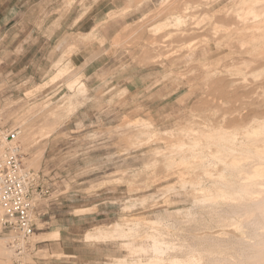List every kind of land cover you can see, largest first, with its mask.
<instances>
[{
    "label": "rangeland",
    "instance_id": "374dc122",
    "mask_svg": "<svg viewBox=\"0 0 264 264\" xmlns=\"http://www.w3.org/2000/svg\"><path fill=\"white\" fill-rule=\"evenodd\" d=\"M253 5L0 0V130L41 189L0 264H264V190L243 187L264 166Z\"/></svg>",
    "mask_w": 264,
    "mask_h": 264
},
{
    "label": "built area",
    "instance_id": "2783aa9c",
    "mask_svg": "<svg viewBox=\"0 0 264 264\" xmlns=\"http://www.w3.org/2000/svg\"><path fill=\"white\" fill-rule=\"evenodd\" d=\"M19 135L17 129L0 130V228L11 248L27 244L35 234L41 195L39 174L22 164Z\"/></svg>",
    "mask_w": 264,
    "mask_h": 264
},
{
    "label": "bare ground",
    "instance_id": "6f19581e",
    "mask_svg": "<svg viewBox=\"0 0 264 264\" xmlns=\"http://www.w3.org/2000/svg\"><path fill=\"white\" fill-rule=\"evenodd\" d=\"M253 1H256V3L258 4L259 3V6L257 5V6H255V5H253V6H251V7H249V6H247L248 7V9H246L245 7V11H247V14L248 15H251L250 17H251V19H252V22H254L255 24L257 23V24H262V25H264V0H253ZM254 4H255V2H253ZM250 5V4H249ZM244 12V11H243ZM244 14V13H243ZM247 15V16H248ZM239 16H242V14H239ZM244 16V15H243ZM249 17V18H250ZM240 18V17H239ZM242 18V17H241ZM249 18H246V19H249ZM243 20V19H242ZM181 22V21H180ZM254 25V24H253ZM258 28H261V26L260 27H258ZM258 28H254V29H258ZM264 29V28H263ZM264 37V36H263ZM253 39V38H252ZM256 40V39H255ZM257 41H259V40H257ZM253 42V41H252ZM261 42V41H260ZM260 127H256L255 128V130H254V128L252 129V130H254V131H252V133L250 134V133H247V132H245V134L247 133L248 135L250 134V136H257V135H259V134H264V123H261L260 125H259ZM249 132V131H248ZM216 133H218L217 132V130H216ZM259 133V134H258ZM246 134V135H247ZM245 135V137L246 138H248L249 136H246ZM218 136V135H217ZM237 136V135H236ZM221 137V136H220ZM234 137H235V135H234ZM232 138V137H230L229 139H230V142L231 143H234L235 142V138ZM221 138H225V136L224 137H221ZM251 138V137H250ZM252 172H254V174H252L251 176H249V177H247V181L249 182L247 185H243V187H254L255 185H257L256 183H254L253 182V180H260L261 182H260V187H261V189H263L264 190V166L262 165L261 167H255V169L252 171ZM249 198H251V199H253L254 198V196H250ZM196 256H190V257H187V259L184 261V262H179V263H182V264H193L197 259L195 258ZM196 260H195V259ZM172 262H174V263H178V260H173ZM196 262H198V261H196ZM195 262V263H196ZM194 263V264H195Z\"/></svg>",
    "mask_w": 264,
    "mask_h": 264
},
{
    "label": "crops",
    "instance_id": "0c3cea01",
    "mask_svg": "<svg viewBox=\"0 0 264 264\" xmlns=\"http://www.w3.org/2000/svg\"><path fill=\"white\" fill-rule=\"evenodd\" d=\"M3 26V15H0V27Z\"/></svg>",
    "mask_w": 264,
    "mask_h": 264
}]
</instances>
